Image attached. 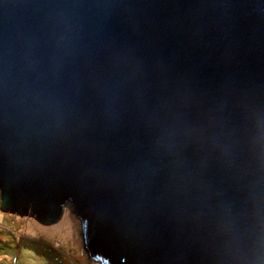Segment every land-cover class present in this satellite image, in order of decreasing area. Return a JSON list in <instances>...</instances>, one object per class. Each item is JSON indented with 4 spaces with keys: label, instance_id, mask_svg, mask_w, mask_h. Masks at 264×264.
<instances>
[{
    "label": "water",
    "instance_id": "1",
    "mask_svg": "<svg viewBox=\"0 0 264 264\" xmlns=\"http://www.w3.org/2000/svg\"><path fill=\"white\" fill-rule=\"evenodd\" d=\"M67 203L100 264H264V0H0V209Z\"/></svg>",
    "mask_w": 264,
    "mask_h": 264
},
{
    "label": "rangeland",
    "instance_id": "2",
    "mask_svg": "<svg viewBox=\"0 0 264 264\" xmlns=\"http://www.w3.org/2000/svg\"><path fill=\"white\" fill-rule=\"evenodd\" d=\"M75 216L70 203L49 225L30 214L0 209V264H100L84 250L81 222Z\"/></svg>",
    "mask_w": 264,
    "mask_h": 264
}]
</instances>
